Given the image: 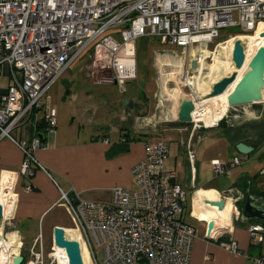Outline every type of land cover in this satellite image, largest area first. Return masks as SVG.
<instances>
[{"label": "built area", "instance_id": "1", "mask_svg": "<svg viewBox=\"0 0 264 264\" xmlns=\"http://www.w3.org/2000/svg\"><path fill=\"white\" fill-rule=\"evenodd\" d=\"M261 24L264 0H0V69L11 79L6 88L0 87V141L13 140L25 154L22 175L31 178L38 168L47 171L36 155L38 149L47 148L45 143L37 136L29 142L17 139L13 131L36 111L42 113L47 133L56 130L57 112L43 98L75 63L83 62L87 76L99 84L105 82L100 73H111L113 84L126 91L138 76V43L146 38L181 48L173 56L180 74L161 75L170 84L171 95L188 91L196 106L202 99L197 88L202 59L213 60L220 50L233 53L234 33L215 42L222 30L235 26L253 33ZM194 60L197 68H193ZM171 61L159 62L172 65ZM195 111L194 129H200L205 123L196 119ZM169 151L164 138L146 141L145 157L131 171L134 188L114 187L108 201H91L79 193L73 198L62 192L78 232L72 238L66 230L67 237L80 242L82 254L86 248L89 264H191L198 234L195 226L182 219L188 193L174 181V173L164 168ZM194 156L191 152L190 157ZM241 163L240 157L228 163L212 161L215 173L227 176ZM14 195L17 200L18 193ZM238 199L229 200L236 205ZM249 232L262 241L264 226L250 224ZM219 245L239 252L232 238L220 240ZM56 254L55 244L47 250L40 234L24 264H59ZM19 255H10L13 264ZM258 263L264 261L258 259Z\"/></svg>", "mask_w": 264, "mask_h": 264}, {"label": "crops", "instance_id": "2", "mask_svg": "<svg viewBox=\"0 0 264 264\" xmlns=\"http://www.w3.org/2000/svg\"><path fill=\"white\" fill-rule=\"evenodd\" d=\"M263 29L262 25L261 30H258L255 35L248 34L251 42L250 53L253 52V56L248 58L249 65L246 62V66L238 70L239 77L251 69L254 59L262 55ZM242 38L248 41L245 36ZM175 53L178 52L174 51ZM155 56L158 62L154 63L159 73L178 71L177 73L180 74V67H174L175 62L161 56V51L156 50ZM159 61H171L172 65H161ZM216 65L217 63L210 67ZM157 86L164 92H156L153 95V110H146L142 113L140 109H128L131 103L136 104L131 97L135 92L138 95L143 94L148 99V103L152 100L148 93L144 92V94L133 88L130 91L131 95L125 97L128 98L127 106H124L122 112L114 116V120H108V112H101L100 117L104 122L96 124L94 118L97 116L91 114V120L90 118L86 120L88 128L80 124L76 126L75 123L66 125L57 117V128L54 132L47 133L45 130L41 132L38 123L42 120V113L36 111L28 121L13 131L17 139L28 142L36 136L39 137L41 133L44 135L47 148L38 149L36 155L47 171L38 168L31 178H27L20 172L25 154L18 145L9 138L0 141V203L5 205V210H8L12 204L15 206L13 214L0 221V227L4 231L3 238L10 245L9 255L20 252L26 259L29 258L31 248L40 234L45 246L47 243L53 245L54 229L57 226L66 230L73 229L75 234L77 233L75 236L77 238L78 232L63 216L67 213L71 217L61 199L62 192L68 193L73 198L79 193L83 198L91 201H108L112 198L114 187L134 188L132 168L145 157V143L153 140L149 131L157 127L158 129L166 128L167 131L163 137L170 147L164 168L174 173V181L188 193L182 219L197 229L198 236L194 241L191 264H259L258 259L264 261V232L262 241L251 237L249 225L253 222L243 216V205H239L240 202L244 204V196L249 187L252 191L253 189L258 190L253 191L254 193L264 191V146L257 150L254 149L247 155L243 154L248 158H259V162L252 170H237L235 180L228 185L216 179L221 174H216L214 169L216 178L207 179L204 172L205 163L212 165L215 159L228 163L235 157H239L241 153L228 139L225 129H194L193 123L179 122L177 120L179 97L170 94V84L167 80L157 82ZM187 92L184 91L179 96L189 94ZM168 101H171L170 105L164 109ZM141 114L145 115L142 123L136 117ZM261 117L262 111L256 119L243 122L257 121ZM239 124L232 122L231 115L229 126ZM114 133L117 134L116 138L111 137ZM123 137L127 139V142L121 141ZM105 139L109 141L106 142ZM122 147H126L127 150L119 152ZM191 152L195 155L193 158L190 157ZM257 174L260 177L254 181L253 178ZM225 176L230 179L232 170L230 176ZM248 177L251 180L248 181L246 187L244 183ZM28 185H32L30 190L26 189ZM204 189L217 191L219 197L216 200L223 197L228 199L239 197L235 206L240 211V216L237 217L228 211L216 210L215 218L231 221V223L216 222L214 229L209 231L211 222L207 220L209 214L207 213L204 219H200L194 211L197 203L204 204V201L209 199L204 194H199V191ZM14 191L18 193L17 200ZM203 206L201 205V208ZM254 223L263 225L261 222ZM222 224L231 225L223 227ZM231 238L238 243L239 252L237 253L230 252L219 245L220 240ZM63 254L65 256L63 264H66L69 262L66 249ZM84 259L85 264H89L88 256H84Z\"/></svg>", "mask_w": 264, "mask_h": 264}, {"label": "rangeland", "instance_id": "3", "mask_svg": "<svg viewBox=\"0 0 264 264\" xmlns=\"http://www.w3.org/2000/svg\"><path fill=\"white\" fill-rule=\"evenodd\" d=\"M234 19H239L237 12L234 13ZM229 34H232V36H248V33L242 32L239 27H228L222 30L221 36L218 37L215 42L228 37ZM215 42L210 44V49L214 48L213 46ZM138 46V76L136 79L130 82V84H127L126 92L121 91L117 85L113 84L111 73H100V76L105 80V82H102L100 84L96 83L95 79L87 76V72H85L86 67H83V62H78L64 73L62 79H60L50 87L45 97L43 98V101L49 108H53L56 110L57 117L60 118L66 125L69 123H75L76 126L80 124V126L82 125L86 128H88L86 120L91 117V114H95L97 116L94 118L96 124L98 122H104L102 121L103 119L101 120L102 117H100L101 112H108V120H114V116L117 113L119 114L120 112H122L123 108H125L124 106H127L126 100H128V98L125 97L131 95L130 91L133 88L138 92L148 93L153 101L151 100V103H148V99H146L143 94L138 95L137 92H135V94L131 95V97L134 99V102L136 101V104L131 103V105L128 106V109H140L142 110V113L146 112V110H153V95H155L156 92H163L161 91V89H159V86H157V82L165 79L161 75V73H159L158 67L155 66L154 62H158L156 59L157 57L155 56V51H161V56H164V58H166L167 60H172L173 62H175V58L173 57L174 51L180 54L181 48H174L169 45L162 44L158 39H150L142 45H139L138 43ZM252 53L249 54V59L253 56ZM217 56L215 57V60L208 59L206 61L205 67L216 64L217 58L222 61L227 59L231 60V62L233 61L232 55L230 54L229 50H220ZM244 66H246V62ZM208 71L209 70L205 69L206 73L204 75H201V73H197V76H199V79H203L206 84L210 86L222 76L230 73V70H227L225 68H222L219 71H215L213 75H209ZM1 72L2 71L0 69V87L6 88L11 83V79L9 78V76L3 75ZM64 80L68 82V85L64 84ZM68 91L69 93H67ZM170 102L168 101L163 108L166 109L167 107H169ZM135 106H137V108ZM231 111H233L232 122L235 124H239L243 121L256 119V117L260 115L261 111H263L264 113V102L232 108ZM136 117L138 121L142 123L145 115L141 114L137 115ZM89 120H91V118ZM108 123H110V121ZM166 131V128L158 129L157 127H154V129L152 128L149 133L151 134L152 139H156L162 138ZM115 136H117L116 133L112 134L111 137L116 138ZM239 157L243 160V162L241 166H236V168L231 169L232 177L230 179L226 178V176L223 174H221L220 176L218 175V178H216V176H214L213 166L208 162L205 163L204 167L206 178H216L218 179V181L223 182L224 185H228L232 180H235V172L237 170H252L255 165L257 166L259 162V158H248L243 154H239ZM239 205L242 206L243 203L240 202ZM63 216H65L68 219L69 224L75 228L71 217H69L67 213ZM51 245V243H47L46 249L50 250ZM67 264L70 263L67 262Z\"/></svg>", "mask_w": 264, "mask_h": 264}, {"label": "water", "instance_id": "4", "mask_svg": "<svg viewBox=\"0 0 264 264\" xmlns=\"http://www.w3.org/2000/svg\"><path fill=\"white\" fill-rule=\"evenodd\" d=\"M232 60L237 69L242 68L245 64L246 51L242 39H237L234 43ZM192 65L193 68H197V60H194ZM238 75L239 73L237 71H233L232 73L230 72L229 74L224 75L215 81V83L212 85L209 96L223 94L231 87L232 84L235 83L234 89L228 95V109H230V112L225 113V115L217 122V125L208 127L202 124L200 129H226L229 126V117L233 114V111H231L232 108L264 102V49L262 50V55L252 61L251 69L246 72L239 80H237ZM63 82L65 85H68L66 80ZM67 93H69V91ZM126 104H128V100H126ZM194 109L195 103L193 96L190 93L182 95L179 99V104L177 107V120L182 123L192 124V112ZM38 136L43 142H45L44 135L42 133ZM236 148L241 154L245 155L251 153L255 149L253 146L244 142L238 143ZM243 202L244 204L242 206V213L244 217L248 219L259 218L264 220V191L254 193L249 187V189L246 191ZM229 203L232 202L227 197H223L219 200L206 199L204 201L205 205L216 207L219 210L225 209ZM232 214H240V211L236 206ZM2 220H4V209L0 204V221ZM215 223V221L210 222L209 231L214 229ZM2 238L3 236L0 234V240ZM54 244L55 246L66 249L70 264H85L80 242L77 239L68 238L65 228L60 226L55 227ZM100 257H102V253L100 254ZM24 260V255H19L18 257L14 258L15 264H23Z\"/></svg>", "mask_w": 264, "mask_h": 264}, {"label": "bare ground", "instance_id": "5", "mask_svg": "<svg viewBox=\"0 0 264 264\" xmlns=\"http://www.w3.org/2000/svg\"><path fill=\"white\" fill-rule=\"evenodd\" d=\"M262 25H263V28H264V24H261L260 27L258 29H256L255 32L248 33V34H254L255 35L258 32V30H261ZM242 36H245L248 39L249 42L246 39L242 38ZM237 39H242V41L244 43L245 51H246V61L245 62L248 63V58H249V54H250V50H251V42H250V39H249V35L248 36L247 35H238V36L236 35V36H233V40H237ZM202 61H203L202 62L203 66L200 69L201 70V72H200L201 75H204L206 73L205 69L209 70L208 71L209 75H213V73L215 71H219L222 68H225V69L230 70L232 72L234 70V71H237L238 73H239L238 70L243 68L242 67L240 69H237L233 65L231 60H229V59L222 61V60L217 58V65L216 66H212V67H210V66L205 67V62H206L205 59H202ZM240 78L241 77L238 76L237 80H239ZM234 87H235V83L232 84L231 87L227 91H225L223 94H220V95H217V96H209L210 85H207L206 82L203 79L202 80L199 79V82L197 84V88H198V92H200V95L202 96V99L195 106L196 107L195 108L196 111H195L194 116L196 117V119L198 121H202L207 126L215 125L225 115L226 111L228 110V108H229L228 95L231 93V91L234 89ZM179 95H180V93H179ZM179 95H177L176 97H179V99H180ZM263 95H264V93H263ZM199 194L200 195L204 194L205 196H207L209 199H212V200H216L219 197V193L217 191H215V190H205L204 189V190H200ZM200 199H201V197H200ZM201 202H203V201H201ZM0 204L3 206V209H4V220H5L7 217H9V216H11V214H13L14 205L12 204L11 207L8 210H5V208H6L5 205L3 203H0ZM201 205L202 206L204 205L203 206L204 209L201 208ZM234 209H235V205L233 203H229V205H227L226 208L223 209V210H219L216 207L207 206V205H205L203 203H197L196 208H195L194 211H195V213L198 215V217L200 219L201 218L204 219V217L206 216V214L208 212V214H209V217H207L208 221H215V222H221V223H231V221H224V220H220V219L215 218V212H216V210H218V211H228V212H230L232 214ZM67 231H68V235L70 237L75 238L77 233L75 234V231L73 229H68ZM0 234H2V236L4 237V231H3L2 227H0ZM9 248H10V245H8L6 240L4 238H2L0 240V264H13V261L10 258V255L8 253ZM56 251H57L56 255L58 257L59 264H63L64 263L63 260L65 258L64 254H63L64 253V248L56 246ZM83 255L84 256H88L86 248H83ZM3 258H4V260H3Z\"/></svg>", "mask_w": 264, "mask_h": 264}, {"label": "trees", "instance_id": "6", "mask_svg": "<svg viewBox=\"0 0 264 264\" xmlns=\"http://www.w3.org/2000/svg\"><path fill=\"white\" fill-rule=\"evenodd\" d=\"M148 41V38L142 39L139 42V45L145 44ZM46 124L43 120H41L38 123V128L43 132L42 130H45L46 132ZM228 139L235 145H237L240 142L249 143L250 145L254 146L255 150L261 148L264 146V113L262 111V117L261 119L257 121H250V122H243L236 126H229L225 129ZM126 147H122L119 152L126 151ZM260 177L259 174L254 176V181H256ZM251 180V178H247L245 180V185L247 187L248 181ZM253 191H258L256 189H253ZM253 222V224L261 222L264 226V220L258 219V218H250L248 219ZM231 224H222L223 227H227ZM26 259V258H25ZM25 262V260H24ZM23 262V264H24Z\"/></svg>", "mask_w": 264, "mask_h": 264}]
</instances>
